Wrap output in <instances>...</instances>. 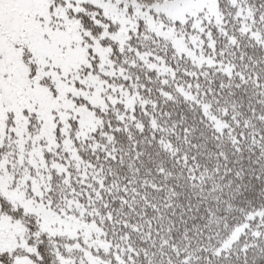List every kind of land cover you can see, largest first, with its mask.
Instances as JSON below:
<instances>
[{
	"label": "snow or ice",
	"instance_id": "snow-or-ice-1",
	"mask_svg": "<svg viewBox=\"0 0 264 264\" xmlns=\"http://www.w3.org/2000/svg\"><path fill=\"white\" fill-rule=\"evenodd\" d=\"M0 264H264V0H0Z\"/></svg>",
	"mask_w": 264,
	"mask_h": 264
}]
</instances>
